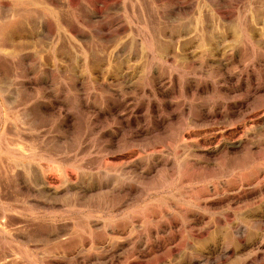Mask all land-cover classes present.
I'll return each mask as SVG.
<instances>
[{
    "label": "rangeland",
    "instance_id": "rangeland-1",
    "mask_svg": "<svg viewBox=\"0 0 264 264\" xmlns=\"http://www.w3.org/2000/svg\"><path fill=\"white\" fill-rule=\"evenodd\" d=\"M0 264H264V0H0Z\"/></svg>",
    "mask_w": 264,
    "mask_h": 264
}]
</instances>
